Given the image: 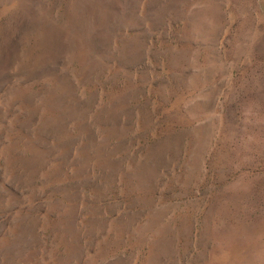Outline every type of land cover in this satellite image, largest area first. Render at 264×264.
I'll list each match as a JSON object with an SVG mask.
<instances>
[{
  "label": "rangeland",
  "instance_id": "obj_1",
  "mask_svg": "<svg viewBox=\"0 0 264 264\" xmlns=\"http://www.w3.org/2000/svg\"><path fill=\"white\" fill-rule=\"evenodd\" d=\"M0 264H264V0H0Z\"/></svg>",
  "mask_w": 264,
  "mask_h": 264
}]
</instances>
